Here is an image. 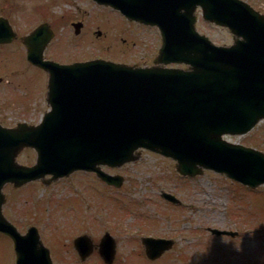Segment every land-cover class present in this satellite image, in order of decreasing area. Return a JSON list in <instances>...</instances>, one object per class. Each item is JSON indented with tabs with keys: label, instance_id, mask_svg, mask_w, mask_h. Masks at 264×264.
I'll return each instance as SVG.
<instances>
[{
	"label": "water",
	"instance_id": "1",
	"mask_svg": "<svg viewBox=\"0 0 264 264\" xmlns=\"http://www.w3.org/2000/svg\"><path fill=\"white\" fill-rule=\"evenodd\" d=\"M98 1L157 24L163 42L156 65L138 67L101 59L44 61V28L26 38L29 58L50 73L52 109L38 125L0 127V230L13 237L18 264L52 262L35 227L22 235L3 215L2 187L8 181L18 186L78 168L113 181L116 176L97 165H121L147 147L176 159L182 174L210 168L250 186L264 183V152L222 137L245 133L264 118V14L244 0ZM198 5L205 19L229 27L233 45H215L196 30ZM10 36L1 19L0 42ZM172 61L189 68L158 65ZM25 146L38 153L33 166L16 161Z\"/></svg>",
	"mask_w": 264,
	"mask_h": 264
},
{
	"label": "rangeland",
	"instance_id": "2",
	"mask_svg": "<svg viewBox=\"0 0 264 264\" xmlns=\"http://www.w3.org/2000/svg\"><path fill=\"white\" fill-rule=\"evenodd\" d=\"M246 1L264 13V0ZM12 2L0 0V16L10 22L16 21L15 14L21 15L20 8L18 11L8 9L6 4ZM14 3L29 9V5L39 2L14 0ZM48 3L47 11L56 26V37L46 50L47 56L62 62L103 57L130 64L153 63L161 45L156 26L130 22L120 12L91 0ZM42 19L51 22L48 18ZM42 19L27 25L22 36L32 32ZM77 20L84 24L79 34L72 25ZM19 21L15 24L29 22L26 19ZM197 28L217 44L233 42L232 33L226 27L205 21L201 14ZM98 30L101 34H97ZM2 56L0 101H4V105L1 120L6 125L19 121L39 122L49 107L44 100L48 76L28 61L22 43H9L0 49V58ZM227 138L254 144L264 150V121L246 135ZM35 157V150L26 148L20 153L19 161L32 164ZM175 165L171 158L143 150L139 160L121 168H108V171H117L126 177L119 189L95 183L94 176L86 171L73 173L69 178L48 185L40 181L19 188L8 184L4 210L23 232L27 225L33 224L37 225L45 240L51 232L46 242L58 249L73 238L74 230L80 226L87 227L90 234L97 233L100 228L119 230L120 249L124 250L120 257L123 264L132 263L128 255L136 253V248L131 247L133 243L139 246L137 236L132 234L139 230L136 224L155 230V223H159L160 235L171 234L175 239V246L155 264H264V186L257 191L244 192L235 189V184L225 175L213 170H205L194 178H184L176 171ZM162 191L173 192L182 203H169L161 196ZM208 227L237 230L238 236L218 237L207 230ZM61 228L65 229L59 230ZM54 230L59 231L54 233ZM141 255H145L144 252ZM15 259L13 243L0 233V264H15ZM97 261L94 264H102L99 259ZM135 264L150 262L139 258Z\"/></svg>",
	"mask_w": 264,
	"mask_h": 264
},
{
	"label": "flooded vegetation",
	"instance_id": "3",
	"mask_svg": "<svg viewBox=\"0 0 264 264\" xmlns=\"http://www.w3.org/2000/svg\"><path fill=\"white\" fill-rule=\"evenodd\" d=\"M50 1H54V0H38V2H39L38 4L32 5V6L29 5V6L33 8L34 14L36 15V20L38 18H41V19L42 18H48L49 21H51V22H48L47 20L42 19V21L40 23H48L52 27L54 25V23L52 22V18L50 17L51 15L47 11V7L50 6L48 2H50ZM13 10H15V9H13ZM7 12H9L11 15L14 14L10 11H7ZM18 38H20V37L18 36ZM17 39H15L13 42L17 41ZM6 45H8V44H3L0 46L2 47V46H6ZM3 105H4V101H0V117L2 115ZM136 225H137L139 230L133 231L132 234L134 236H137L139 246L136 243H133V245L131 246V247L136 248V253H131L130 255H128V257H131L130 261L132 260V263L130 261L129 262L131 264H135V262H137V259L143 258V259L147 260L148 262H150V264H151V261L156 263L157 261H160L161 259H163V257L166 255L167 252H165L160 257L155 258V259H150L147 256L146 248L144 245V238L149 237V236L156 237V238H167L168 236H165L167 234L160 235L162 233H160L159 224H156L157 227H155V230H148L147 227H145L141 224H136ZM223 229H225V228H223ZM74 232H75V235L73 236V238L70 239L69 242L66 245H64V247L62 249H58L57 247L49 246L51 253H52V256H53V259H54V262L56 264H94L95 262H98L97 259H99V261L102 264H109V263H106L105 259L103 258V256L100 253V245L99 244H100L103 237L112 240L111 243H112L114 250H115L113 260L110 264H123L122 263L123 260L120 261V257L124 253V250H123V248L120 249L121 239L119 238V230H115L112 227H110V228H107L104 230L99 229L97 233H91L92 235L88 232V234H90V237L92 238V241L94 244L93 250L88 256H84L85 250L80 251L75 246L76 237H78L82 234H86L87 233V227L80 226L79 229L74 230ZM225 234L229 235L227 233H223L222 235H225ZM120 235H122V234H120ZM236 236L237 235H235V237ZM129 241H132V240H129ZM111 243L109 241L108 246H110ZM173 245H175V242ZM143 252L145 255L142 256L141 254H143ZM73 261H75V262H73Z\"/></svg>",
	"mask_w": 264,
	"mask_h": 264
}]
</instances>
